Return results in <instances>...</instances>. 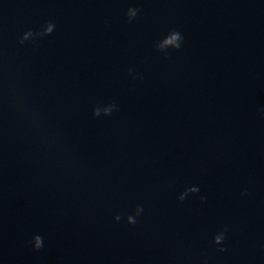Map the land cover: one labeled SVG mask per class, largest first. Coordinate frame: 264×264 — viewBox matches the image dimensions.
Returning a JSON list of instances; mask_svg holds the SVG:
<instances>
[{"label": "clouds", "instance_id": "obj_1", "mask_svg": "<svg viewBox=\"0 0 264 264\" xmlns=\"http://www.w3.org/2000/svg\"><path fill=\"white\" fill-rule=\"evenodd\" d=\"M139 11L140 10L138 8H131V7L127 10L126 16H127V20L129 23H131L137 17V14ZM54 30H55V24L52 22H46L42 26L41 31L33 32L32 30H28L25 33H23V35L20 38L19 43L24 44L26 41L29 40L30 37H35V39L33 40L35 41L36 39L51 35L54 32ZM183 39H184L183 35L179 31L172 30L167 34L166 37H164L162 40H160L157 43L156 49L167 55L169 49L179 50L182 46ZM131 71L132 70L130 69L129 74H131ZM116 110H117L116 104L115 102H112L108 104L106 107H104L103 109H101V107L97 105L96 107L93 108L92 114L94 117H100L101 115L110 116ZM197 192H199L198 187H195V186L190 187L186 189L185 192H183L179 196V200L183 201L190 193H197ZM247 194H248L247 189H244L241 193V195H247ZM200 199L203 202L204 200H206V197L202 196L200 197ZM143 211H144L143 207L138 205L135 209V215H128L126 217L127 223L129 225H135L137 223V217H139L143 213ZM114 219L117 222H119L121 220V216L116 215ZM227 232H228L227 227H225L222 231L218 232L213 238V243L217 246L223 245L226 240ZM32 244L35 250H40L43 247V238L40 235L34 236ZM217 250L220 252H224L226 251V248L221 246V247H218Z\"/></svg>", "mask_w": 264, "mask_h": 264}]
</instances>
